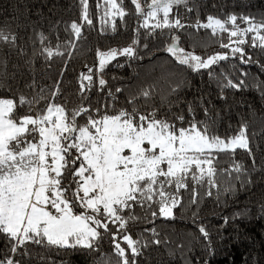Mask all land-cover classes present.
<instances>
[{
	"label": "snow or ice",
	"instance_id": "6c2138e0",
	"mask_svg": "<svg viewBox=\"0 0 264 264\" xmlns=\"http://www.w3.org/2000/svg\"><path fill=\"white\" fill-rule=\"evenodd\" d=\"M77 2L79 20L66 22L63 29L73 40L62 43L57 36L54 52L52 46L44 45L49 37L42 32L39 34L44 45L40 54L49 64L56 57H70L74 41L83 38L82 30L86 26L89 30L94 27L89 0ZM190 2L130 0L139 18L132 43L96 52L98 70L94 72L88 67L81 74V102L72 108L68 107L71 103L68 97H64L63 104L55 102V98L62 95V80L41 86L33 78L24 84V88L32 90V94L26 96L19 85L13 89L8 83L9 79H16V74L10 77L7 62L0 60V90L15 92L11 97H0V236L6 242L0 253V264H24L26 259H36L37 264H56L51 253L63 250L95 253L99 258L94 259L93 264H139L141 259L147 264L145 250L166 244L167 238L162 241L155 226L146 227L135 235L130 226L142 219L153 225L159 218L174 220V210L183 208L184 192H190L191 205L198 202V186L207 185L205 194L212 196V189L218 188L215 179L218 171L229 176L234 172L241 186L253 184L249 169L240 163L234 161L228 169L217 168L221 153L234 157L236 150L242 149L252 161L251 171L260 170L250 146L248 123L241 121L235 134L225 138L210 132L219 113L213 118L211 102L206 104L204 96L187 102L185 110L172 112L169 108L164 114L155 106L144 111L138 106L140 101L146 103L151 99V88L126 96L130 108H121L115 114L92 109L85 103L86 92L94 85L101 93L105 92L107 81L103 71L111 61L118 56L129 60L144 58L138 51L140 29L145 31L142 45L145 50L148 38H155L157 33L164 36L167 30L169 42L162 50L192 72L207 70L209 78L217 81L221 101L227 99L226 89L240 90L246 84L243 79L236 83L224 74L217 76L213 66L231 56L241 64H257L264 71V64L253 58L256 54L264 55V17L257 20L253 16L230 13L223 20L209 15L207 22L197 19L195 24H186L179 9L193 11ZM96 7L103 12L101 24L111 20L113 32L116 31L115 19L123 20L129 14L125 0H96ZM20 26L17 24L18 29ZM24 28L27 30L26 25ZM186 28L228 33L230 43H222L221 47L230 48V53L202 56L185 50L180 45V36L172 33ZM52 31L54 35L58 33L59 22ZM22 38L19 31L0 27V44L21 54L23 49L18 41ZM145 55L149 53L146 51ZM242 75L247 76V73ZM258 87L264 95V82ZM124 91L122 87L115 91L107 89L106 100L114 105L118 94ZM176 91L177 88H171L169 94ZM166 102L167 97H161V103ZM198 110L203 118L198 117ZM198 211L192 214V224L207 242L206 250L212 254L210 233L199 222ZM240 215L225 217L224 223ZM145 233H150L151 239L146 238ZM105 240L111 247L110 253L103 252ZM29 245L42 251L34 254ZM177 250L184 255L183 245ZM168 254L173 256L175 252L169 250ZM186 264L191 261L186 260Z\"/></svg>",
	"mask_w": 264,
	"mask_h": 264
},
{
	"label": "trees",
	"instance_id": "16d2710c",
	"mask_svg": "<svg viewBox=\"0 0 264 264\" xmlns=\"http://www.w3.org/2000/svg\"><path fill=\"white\" fill-rule=\"evenodd\" d=\"M89 5L93 29L89 30L86 26L82 30L83 38L74 41L75 47L71 49L70 57H56L49 64L40 54L41 50L44 45H49L55 52L57 36L62 43L74 39L63 29L66 22L79 20L80 8L77 0H0V27H4L6 31L9 28L19 31L23 37L18 41L19 47L23 49L22 54L0 44V60L7 62L10 77L13 73L16 74L15 80L8 81L13 89L19 85L28 96L32 94V90L24 88V84L31 82L33 78L41 86H51L55 81L62 80V95L56 97L55 102L63 104L64 97H68L71 101L69 108L80 104L79 77L88 67H92L94 72L98 70L96 52L130 45L139 21L130 0H125V9L129 14L123 20L118 17L115 19L116 31L113 32L111 20L101 24L100 16L103 12L97 9L96 0H89ZM189 7L193 11L187 12L183 7L179 9L186 24H195L197 19L201 23L207 22L209 15L223 20L230 13L253 16L257 20L264 17V0H191ZM57 22L59 31L54 35L52 29ZM17 24L21 25L19 29ZM241 27L245 25L241 24ZM41 32L49 37L44 45L39 38ZM140 34L141 47L138 51L144 58L129 60L127 57L118 56L116 60L111 61L103 71V78L107 81L105 92L101 93L98 86L94 85L90 92H86L88 99L85 103L91 105L92 109L99 108L102 112L115 114L121 108H130L126 96L151 88V99L146 103L140 101L138 106L142 111L155 106L164 114L169 108L172 112L185 110L187 102L204 96L206 104L211 102L209 107L213 118L219 113V119L210 132L225 138L235 134L241 121L248 123L250 146L256 156L257 168L260 169L251 171L252 161L245 150L237 149L234 157L230 153H221L217 168H231L234 161L242 164L251 173V186H241L240 181L235 179L234 172L229 176L218 171L215 177L218 188L212 189V196L205 194L207 185L198 186V202L191 205L190 192H184L183 208L174 210V220L159 218L153 225L142 219L130 226L133 235L146 227L155 226L160 233V239L164 241L167 238L166 244L153 245L145 250L147 264H186V260L191 261V264H264V95L258 87L264 82V71H261L257 64H241L236 57L231 56L213 66L212 70L217 76L224 74L236 83L243 79L246 84V87L240 90L226 89L224 95L227 99L221 101L217 81L209 78L207 70L192 72L186 66L178 65L174 58L162 50L169 42L167 30L164 36L157 33L155 38H148L147 50L142 47L145 42L144 29H140ZM172 34L180 36V45L185 50L202 56L214 53L228 54L231 51L230 48L221 47L222 43H230L228 33L213 34L212 29L186 28L178 32L173 30ZM61 50L63 51V47ZM146 51L149 55H145ZM253 58L264 64V55L256 54ZM245 72L247 76L242 75ZM117 87L125 88V91L118 94V101L112 105L106 100V92L107 89L115 91ZM174 87L177 88L175 94H169L170 89ZM14 94L15 92L0 90V97H11ZM161 97H167V102L162 104ZM198 117L203 118L199 110ZM229 125L232 127L229 128ZM252 133L256 135L253 136ZM244 178L241 176V179ZM229 188L233 190L225 191ZM197 209L199 222L205 225L210 233L212 254L206 250L207 242L200 237V233L192 224V214ZM137 212L143 216L140 209H137ZM236 213L242 215L227 224L224 223L225 217H233ZM145 237L151 239V234L145 233ZM5 243L4 237L0 236V253L3 252ZM180 245L184 246L183 256L177 250ZM29 248L34 254L42 251L33 245H29ZM169 250L175 254L169 256ZM103 252H111L107 240L103 242ZM51 256L56 264H93V260L99 258L95 253L77 250L53 251ZM24 264H37V261L26 259ZM139 264H145V261L141 259Z\"/></svg>",
	"mask_w": 264,
	"mask_h": 264
},
{
	"label": "rangeland",
	"instance_id": "374dc122",
	"mask_svg": "<svg viewBox=\"0 0 264 264\" xmlns=\"http://www.w3.org/2000/svg\"><path fill=\"white\" fill-rule=\"evenodd\" d=\"M233 47L235 46V45H232ZM224 54H226V53H224Z\"/></svg>",
	"mask_w": 264,
	"mask_h": 264
}]
</instances>
